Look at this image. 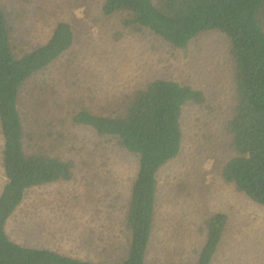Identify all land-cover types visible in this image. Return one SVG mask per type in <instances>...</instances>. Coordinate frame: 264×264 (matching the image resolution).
I'll return each mask as SVG.
<instances>
[{
	"label": "rangeland",
	"instance_id": "1",
	"mask_svg": "<svg viewBox=\"0 0 264 264\" xmlns=\"http://www.w3.org/2000/svg\"><path fill=\"white\" fill-rule=\"evenodd\" d=\"M105 0H0L12 26L14 51L45 44L60 21L75 43L21 87L18 109L27 153L59 156L72 177L30 188L7 222L17 243L101 263L123 259L138 157L73 120L76 111L123 115L130 99L157 79L204 93L183 108L180 154L158 174V194L146 264H197L206 242L205 220L225 213L228 223L210 264H264V205L254 202L222 172L234 156L227 130L236 105L232 42L205 31L177 48L149 29L129 33L121 14L105 16ZM5 140L0 125V192Z\"/></svg>",
	"mask_w": 264,
	"mask_h": 264
},
{
	"label": "trees",
	"instance_id": "2",
	"mask_svg": "<svg viewBox=\"0 0 264 264\" xmlns=\"http://www.w3.org/2000/svg\"><path fill=\"white\" fill-rule=\"evenodd\" d=\"M103 14H121L129 33L149 29L177 48H185L205 31L218 30L232 42L236 105L228 120L234 156L224 165L223 178L264 205V0H105ZM12 26L0 7V125L5 140L2 166L6 181L0 192V264H146L156 214L158 174L182 149L181 117L188 103L202 104L204 93L170 79H157L139 89L123 115L107 116L88 109L76 111L77 124L114 137L138 157L131 187L126 226L127 255L119 262L81 260L47 248L14 241L7 232L10 217L30 188L72 177L71 164L42 151L27 153L18 109L21 87L49 67L75 43L70 23L60 21L45 44L22 55L11 39ZM228 216L205 220L206 242L197 264H210L222 240Z\"/></svg>",
	"mask_w": 264,
	"mask_h": 264
}]
</instances>
